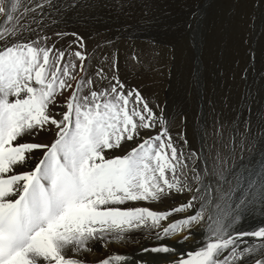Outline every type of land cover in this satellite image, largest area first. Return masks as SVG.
Instances as JSON below:
<instances>
[{
	"label": "snow or ice",
	"instance_id": "snow-or-ice-1",
	"mask_svg": "<svg viewBox=\"0 0 264 264\" xmlns=\"http://www.w3.org/2000/svg\"><path fill=\"white\" fill-rule=\"evenodd\" d=\"M18 7L19 0L7 5L0 0L4 23L13 21ZM86 59L81 51L69 54L39 40L21 41L15 27L0 29V264H83L66 253L89 250L90 242L98 239L122 240L133 229L159 228L162 221L193 208L197 197L165 212L117 205L191 192L189 172L199 185L196 192L207 194L200 196L202 201L212 204L208 197L215 194V213L208 216L211 223L198 250L174 264H238L258 249L264 257V225L230 231L257 205L264 206V149L258 160L241 161L214 174L189 170L187 158L164 127V117L157 116L138 90L125 91L118 75L106 76L103 68L95 76L110 82L98 90L91 75H80L86 72ZM66 92L63 109L55 112L58 97ZM157 124L161 130L155 135H141ZM45 131L55 134L50 144L19 142ZM132 143L123 155L114 154ZM35 150L43 151L42 158L31 170L16 172ZM205 211L201 203L200 211L163 227V236L187 230V241L193 226L204 222ZM244 237L260 243L240 248L238 241ZM124 259L114 255L99 264ZM255 264H264V258Z\"/></svg>",
	"mask_w": 264,
	"mask_h": 264
},
{
	"label": "rangeland",
	"instance_id": "rangeland-1",
	"mask_svg": "<svg viewBox=\"0 0 264 264\" xmlns=\"http://www.w3.org/2000/svg\"><path fill=\"white\" fill-rule=\"evenodd\" d=\"M194 14L200 20L190 30ZM13 15L10 24L0 16V29L15 27L21 41L39 40L69 54L81 51L87 59L80 75H91L98 90L110 82L95 76L100 68L106 76L118 75L125 91L138 90L164 117L189 170L199 163L196 173L214 174L264 149V0H19ZM67 95L58 97L55 112L63 109ZM160 128L157 124L141 135ZM49 138L42 143L50 144L54 132ZM202 194L189 197H197L194 206Z\"/></svg>",
	"mask_w": 264,
	"mask_h": 264
},
{
	"label": "bare ground",
	"instance_id": "bare-ground-1",
	"mask_svg": "<svg viewBox=\"0 0 264 264\" xmlns=\"http://www.w3.org/2000/svg\"><path fill=\"white\" fill-rule=\"evenodd\" d=\"M196 18H197V15H196ZM198 19L200 20L199 17L197 18V20L195 19V22H193V24L190 26V30L196 27ZM203 117L204 116H202V118ZM201 131H202V127H200V131L198 132V138H199L200 145L202 144V135H200ZM52 133L45 131V132H41L37 136L25 135L23 138L19 140V142L20 143L27 142V143L43 144L42 141H46L49 137H51ZM188 135L191 136L190 131H188ZM148 136H151V135H148ZM131 146L133 145L129 144L128 147H131ZM259 146L260 144H256L254 146L253 153L256 152L257 147ZM123 154H120V155H123ZM42 155H43L42 150H35L31 158L27 162V164L23 167H17L15 171L19 173V172L31 170L33 165L37 163L40 158H42ZM250 159L258 160L259 156H255V158H253L252 155L251 156L249 155V157L239 160L235 165L233 164L234 166L231 165L232 167L230 168L228 167V169L238 166L241 163V161L247 162ZM196 166L195 168L196 169L198 168V170L200 171L199 169L200 164L198 163V166L197 167ZM202 176L204 175L202 174ZM209 182H210V178L206 177L204 180V183L207 184ZM196 187H197V183L193 186V189L191 192L187 191V193L185 194L186 196L183 195L182 193L181 194L177 193L176 196H173V198L168 199V201L165 203L161 201L160 202L158 201L157 202H148V201L131 202L129 201V202H126L124 205H117V207H120L121 209H127L131 207H147L153 211L165 212L166 210L168 211L169 209H172L176 206L187 203L188 199H190L189 197H191L193 195V192L196 191ZM212 187L213 188L215 187V183H212ZM214 195L215 194L213 193V196L211 197V200H213L212 204H208L206 201H202L199 198L200 203H198L197 206H194L192 209H190L189 211L185 213H182L181 215L175 214L169 217L168 220H166L161 225V227H159L158 229H155L154 231H152L153 229L151 230V228L133 229V230L126 232L122 240L117 241L110 237L104 240L98 239L96 241L90 242L89 250L82 251L76 254L68 252L66 253V255L69 258H78L79 260L83 261V264H99V261L105 258H109L114 255L123 256L125 258L124 260L120 261L119 264H130L132 259H137V261H139V264H174L175 261L186 257L189 251H196L201 246L200 242L203 241L207 235V225L211 223V221L208 220V216L213 215L214 217V213H215V209H214L215 201L213 199ZM201 203L206 204L205 213L207 214L205 215L206 216L205 220L202 224L193 226V228L190 230L193 233V235L187 241L183 240V237L185 235H188L187 230L177 235L163 236L162 234L163 227H166L173 220L181 219L185 216L193 215L195 214V212L200 211ZM262 225H264V206L257 205L255 210L245 214L243 221L235 225L233 229H230V231H232L233 234H235V232L252 231V230L258 229ZM158 235L160 238H158ZM246 241H247V244H245ZM259 243L260 241H258L257 239H252V238L247 239V237H244L243 241H238V245L240 248H243L245 246L257 245ZM160 246H168L169 248L173 249V251H170L169 253H154L150 251V249L154 247H160ZM145 249H149V251H145ZM261 251L262 250L258 249L257 252L253 253L249 257H246L243 261L238 262V264H255V259H259L260 257H262ZM114 264H116V262H114Z\"/></svg>",
	"mask_w": 264,
	"mask_h": 264
}]
</instances>
